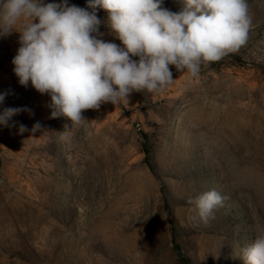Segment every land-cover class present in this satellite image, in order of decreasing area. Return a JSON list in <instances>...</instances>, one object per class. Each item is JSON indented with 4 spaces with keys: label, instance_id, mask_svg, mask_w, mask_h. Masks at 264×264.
Here are the masks:
<instances>
[{
    "label": "rangeland",
    "instance_id": "374dc122",
    "mask_svg": "<svg viewBox=\"0 0 264 264\" xmlns=\"http://www.w3.org/2000/svg\"><path fill=\"white\" fill-rule=\"evenodd\" d=\"M247 3L237 52L194 78L169 65L170 84L85 110L73 126L50 118L48 94L20 85V33L0 37V112L26 109L0 125V264H243L234 256L264 235V0ZM162 7L177 13L183 0ZM99 31L122 47L106 23ZM213 189L223 206L194 221L189 199Z\"/></svg>",
    "mask_w": 264,
    "mask_h": 264
},
{
    "label": "clouds",
    "instance_id": "9594fccd",
    "mask_svg": "<svg viewBox=\"0 0 264 264\" xmlns=\"http://www.w3.org/2000/svg\"><path fill=\"white\" fill-rule=\"evenodd\" d=\"M162 2L88 0L81 8L68 0H0V37L13 30L20 33L12 60L20 85L31 82L37 92L50 96V118L63 116L71 126L78 125L85 120V110L107 102L116 105L128 101L133 91L153 92L170 84L169 65L194 78L201 64L220 61L248 40L252 17L247 0H183L177 13L163 8ZM98 9L108 13L106 22L97 17ZM102 23L122 47L100 38ZM7 95L0 93V104ZM22 111L26 109L4 108L0 125L8 126ZM27 130L19 126L20 133ZM39 130L37 122L31 131ZM225 199L215 189L190 198L196 213L192 219L210 223ZM234 258L243 264H264V235Z\"/></svg>",
    "mask_w": 264,
    "mask_h": 264
},
{
    "label": "trees",
    "instance_id": "16d2710c",
    "mask_svg": "<svg viewBox=\"0 0 264 264\" xmlns=\"http://www.w3.org/2000/svg\"><path fill=\"white\" fill-rule=\"evenodd\" d=\"M174 249H175V253L177 254V256H179V258L180 257L182 258L183 255H182V251H181L179 245H175V248Z\"/></svg>",
    "mask_w": 264,
    "mask_h": 264
}]
</instances>
